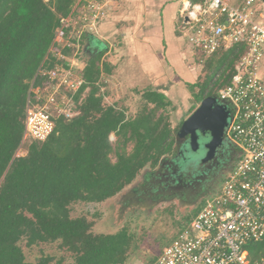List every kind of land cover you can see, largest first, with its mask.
Returning <instances> with one entry per match:
<instances>
[{
  "label": "trees",
  "instance_id": "16d2710c",
  "mask_svg": "<svg viewBox=\"0 0 264 264\" xmlns=\"http://www.w3.org/2000/svg\"><path fill=\"white\" fill-rule=\"evenodd\" d=\"M74 2L0 0V264H33L25 260L18 244L23 237L29 244L60 240L74 255L72 264L125 262L131 245L126 230L94 234L92 222L85 216H70V205L111 198L146 165L154 167L163 156L178 152L174 150L178 129L171 128L165 114L156 119L153 115L155 109L164 111L172 104L167 96L145 90V102L154 107L126 118L114 105L102 104L98 95L101 69L94 58L82 72L85 84L80 89L79 114L70 120L58 119L46 140H26V154L16 155L23 139L31 83L38 84L44 78L40 71L53 67L55 52L70 53L54 39L61 18L68 15ZM86 39L93 41L94 36L83 35L82 44ZM236 58L229 50L205 61L207 66L217 60L216 68L224 75L214 83L215 89L210 87L213 94L229 81ZM104 68L110 72L108 65ZM87 86L90 89L84 94ZM206 96L200 91L198 99ZM121 132L134 141L133 152L116 153L112 161L109 136ZM236 149L238 160L240 150ZM247 248L251 260L258 258L264 252V237ZM51 259L42 257L37 264H48Z\"/></svg>",
  "mask_w": 264,
  "mask_h": 264
},
{
  "label": "built area",
  "instance_id": "2783aa9c",
  "mask_svg": "<svg viewBox=\"0 0 264 264\" xmlns=\"http://www.w3.org/2000/svg\"><path fill=\"white\" fill-rule=\"evenodd\" d=\"M259 2L181 0L178 29L198 61L229 50L237 55L230 79L217 96L229 105L227 135L240 156L220 188L203 200L154 261L117 264H264V252L251 260L247 248L264 237V11ZM120 3L75 0L61 18L56 37L70 54L55 52L53 67L40 71L44 78L38 84L31 83L23 139L42 142L58 119L79 114L85 84L82 36L97 34Z\"/></svg>",
  "mask_w": 264,
  "mask_h": 264
},
{
  "label": "rangeland",
  "instance_id": "374dc122",
  "mask_svg": "<svg viewBox=\"0 0 264 264\" xmlns=\"http://www.w3.org/2000/svg\"><path fill=\"white\" fill-rule=\"evenodd\" d=\"M139 6L142 9V6ZM126 20L130 18L127 16ZM112 21L113 19L109 22ZM108 26H105L107 27L105 34L110 33V36L103 38L99 36L100 33L92 34L94 40L86 39L85 45L82 44L81 60L86 65L95 58L101 69L98 95L102 97V104L114 105L117 110L123 111L126 118H132L141 111L153 108L154 104L145 102L143 93L146 89L138 88L139 83L136 86L134 83L129 84L127 79H117L114 76L116 68L123 64L125 55H128L124 52L119 55L120 46L113 39V26L110 30ZM54 41L56 44L61 43L60 47L64 44L63 39L56 36ZM182 60L194 71V76L190 81L180 78L175 82L172 79L174 90L170 95L166 94L172 104L164 111L158 108L153 112L154 119L160 113L165 114L171 128L178 130L182 120L186 119L203 99V97L198 99L200 91L205 96L211 91L214 92L210 87L215 89L214 83L219 82L224 76L222 70L216 68L217 60H213L207 66L206 60L191 61L190 58ZM104 65L109 66L110 72H106ZM226 70L224 69V73ZM111 74L114 75L110 76ZM193 84L194 87L190 88L189 85ZM89 89L87 86L84 94ZM210 95L215 96V106L226 113L219 138L216 129L206 131L204 134L197 131L196 140L191 144V139H188V136H178L177 130L175 133L177 143L174 145V150L178 151L176 155L171 153L163 156L154 167L146 165L130 184L111 198L102 202L78 201L70 205V216H85L92 222L91 231L94 234H112L122 229L126 230L131 237V245L125 262L153 261L179 229L193 217L202 200L220 188L223 177L237 160V147L227 135V127L231 121L229 105L220 100L217 94ZM219 112L222 115L221 111ZM109 139L112 145L109 158L112 161L116 160V153L133 152L134 141L128 139L122 132L111 133ZM25 141L26 139H22L16 155L26 154ZM18 244L25 260L33 264H37L42 257L52 258L48 264L74 262L73 253L63 247L60 240L29 244L27 238L23 237Z\"/></svg>",
  "mask_w": 264,
  "mask_h": 264
},
{
  "label": "crops",
  "instance_id": "0c3cea01",
  "mask_svg": "<svg viewBox=\"0 0 264 264\" xmlns=\"http://www.w3.org/2000/svg\"><path fill=\"white\" fill-rule=\"evenodd\" d=\"M227 1L238 5L242 0ZM180 7L181 0H121L117 10L100 25L101 31L97 33L103 38L110 36V33L105 34V26L111 24L108 29L113 26V39L120 46L119 55L123 52L128 55H125V63L123 61L116 68V74L110 76L127 79L129 84L136 86L139 83L140 89L165 95L174 90L172 79L175 82L180 78L190 81L194 71L184 64L182 58L193 61L196 57L178 29ZM258 7L264 11V0H260ZM127 16L130 20H126ZM111 19L112 23L109 22Z\"/></svg>",
  "mask_w": 264,
  "mask_h": 264
},
{
  "label": "water",
  "instance_id": "95a60500",
  "mask_svg": "<svg viewBox=\"0 0 264 264\" xmlns=\"http://www.w3.org/2000/svg\"><path fill=\"white\" fill-rule=\"evenodd\" d=\"M215 101V96L213 95L204 97L194 111L182 121L177 135L180 137L188 136L192 144L198 135L197 131L204 134L206 131L216 129L217 138H219L224 126L226 113L215 106ZM219 111H221L222 115Z\"/></svg>",
  "mask_w": 264,
  "mask_h": 264
},
{
  "label": "flooded vegetation",
  "instance_id": "af4514ba",
  "mask_svg": "<svg viewBox=\"0 0 264 264\" xmlns=\"http://www.w3.org/2000/svg\"><path fill=\"white\" fill-rule=\"evenodd\" d=\"M184 139H185L184 141L186 142V138H184Z\"/></svg>",
  "mask_w": 264,
  "mask_h": 264
}]
</instances>
